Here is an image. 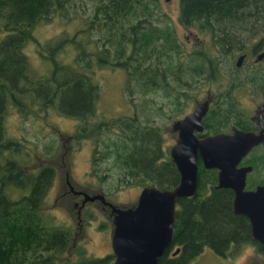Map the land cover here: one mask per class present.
Segmentation results:
<instances>
[{
  "label": "trees",
  "instance_id": "obj_1",
  "mask_svg": "<svg viewBox=\"0 0 264 264\" xmlns=\"http://www.w3.org/2000/svg\"><path fill=\"white\" fill-rule=\"evenodd\" d=\"M72 1L0 0V264H114L115 260L113 252L93 256L81 247L77 248L78 258L64 256L73 245L72 228L57 222L46 210L55 167L25 168L31 164L27 161L31 153L22 154L24 142L10 136L6 129L11 106L24 116L37 112L35 106L42 109L53 105L83 118L95 115L101 87L86 70L95 59L126 70L125 90L132 99L135 92L163 90L166 95H175L177 112L184 111L195 79L206 73L212 80L221 61L232 63L239 50L251 48V53H256L264 47V0H180L182 23L194 25L204 34L203 46L193 50L185 48L174 26L160 25L159 17L154 16L159 0H93L95 20L79 31H92L95 21L103 22L99 38L104 49L96 52L87 50L88 41L79 39V34L71 39L60 35L45 44L37 40V26L59 14L72 17L68 12ZM33 39L38 51L51 62L48 77L32 72L25 49ZM65 42H73L80 49L73 63L61 62L56 56ZM86 54L89 58L85 65ZM235 70L231 78L240 76L254 90L258 86L264 90L263 68L243 74L236 66ZM258 73L262 74L260 79ZM237 88V84H231L216 94L204 118L202 134L229 132L234 126L259 129L258 121L240 106ZM147 118L154 123L152 117ZM141 122L138 111L135 116L119 115L98 123L91 132L97 137L94 152L101 155L95 158L114 157L113 165L121 170L119 179L127 184L174 188L181 175L170 149L143 137L152 124ZM157 127L163 137L161 125ZM198 164L196 194L180 197L177 203L171 247L181 250L173 257L165 253L158 264H189L206 246L225 255L235 246L253 242L264 253V243L252 238L250 219L233 212L234 190L218 187L219 170L205 167L200 156ZM241 164L253 166L248 188L263 183L264 142L256 145Z\"/></svg>",
  "mask_w": 264,
  "mask_h": 264
},
{
  "label": "rangeland",
  "instance_id": "obj_2",
  "mask_svg": "<svg viewBox=\"0 0 264 264\" xmlns=\"http://www.w3.org/2000/svg\"><path fill=\"white\" fill-rule=\"evenodd\" d=\"M68 12L72 17L59 14L49 22L37 26L34 30L36 39L45 44L60 35L62 38L66 36V38L71 39L79 34V39L86 41V43L88 41V51L96 52L104 49L103 42L99 38L102 35L100 26H103L101 20L94 22L96 26L92 31H85L83 34H80L82 32L79 31L83 27L89 28L87 24L95 20L93 0H73ZM155 12L154 16L159 17L160 25L170 24L176 28L178 38L185 48L193 50L203 46L201 42H205L204 34L199 28L194 25L185 26L180 20V0H159ZM260 35L251 40L250 46ZM36 39L30 40L25 49L31 69L34 75L48 77L52 65L38 51ZM56 44L54 43V45ZM209 46L206 44L207 48ZM263 49L264 47L260 50ZM79 50L75 43L65 42L56 56L61 62L73 63L77 59ZM243 52H248L249 55L245 59L244 68L239 71V74L252 71L259 65H263L260 63L255 65V57L258 52L251 53V48L247 51L239 50L232 63H224V60L220 62L217 76H214V79H203L202 82L194 80L200 83L194 82L195 86L189 89L192 96L191 98L186 97L184 111L177 112L175 95H166L163 90L149 91L147 94L135 92V98L132 99V95L125 90L126 70L118 66L100 64L95 59L86 68L101 87L95 115L83 118L65 113L53 105L42 109L35 106L37 112L28 113L24 116L14 106L9 108L6 115L7 132L10 136L24 142L25 149L22 154L27 153V151L31 153V157L27 160L31 164L25 168L38 169L47 164L55 167L56 177L46 197V210L55 215L57 222L72 228L73 245L64 254L65 257L78 258L77 248L80 247L84 248L87 255L104 256L112 253L111 241L114 228L108 210L101 207L97 201L87 203L82 211V218L79 220L73 199L80 200V196H72V193L65 192L68 165L71 167L72 181L77 187L86 189L90 193L105 190L108 199L116 204L129 205L136 202L143 188L142 185L127 184L124 180L119 179L121 170L113 165L114 157L101 160L95 158L101 155L97 151L94 152L97 137L91 135V132L94 131L93 128L101 121L134 113V108L137 107L139 101L145 99L150 103V107L158 111L150 117L156 118L165 131L166 144H173L174 136L168 132L169 130H164V127L171 125L173 116L183 115L193 110L198 101L206 98L204 97L206 92L211 91L216 95L227 89L233 82L231 81V72L236 75L235 63ZM84 57L86 59L84 64L86 65L89 56L86 54ZM256 75L259 79L262 76L261 73ZM237 80L244 82L235 90L240 106L249 115H257L260 105L264 103L260 86H258V90H254V86L248 83L247 79ZM86 124L88 128H85ZM102 176L105 178L102 179ZM189 264H264V254L251 242L238 246L230 257H225L206 246Z\"/></svg>",
  "mask_w": 264,
  "mask_h": 264
},
{
  "label": "water",
  "instance_id": "obj_3",
  "mask_svg": "<svg viewBox=\"0 0 264 264\" xmlns=\"http://www.w3.org/2000/svg\"><path fill=\"white\" fill-rule=\"evenodd\" d=\"M242 53L237 64L241 65ZM264 58V50L255 61ZM209 98L200 100L193 110L176 119L173 129L178 132L176 142L170 147L171 156L180 172V182L174 188L146 185L136 202L117 205L103 192L84 194L85 202L100 199L111 207L114 214L112 248L114 264H158L173 243L174 221L180 197L193 196L198 189V158L205 167L217 168L218 187L234 190L233 212L247 216L252 225V238L264 243V182L254 188L247 187L252 165L241 164L256 146L264 142V106L258 112L259 130L234 127L232 131L202 134L203 119L210 109ZM181 248L177 247L174 254Z\"/></svg>",
  "mask_w": 264,
  "mask_h": 264
},
{
  "label": "flooded vegetation",
  "instance_id": "obj_4",
  "mask_svg": "<svg viewBox=\"0 0 264 264\" xmlns=\"http://www.w3.org/2000/svg\"><path fill=\"white\" fill-rule=\"evenodd\" d=\"M264 50V49H263ZM263 50H260L259 52H262ZM258 52V53H259ZM244 54H245V58L243 59V62L241 63V65H239V64H237V62H238V59H237V61H236V63H235V66L238 68V70L239 71H242L243 70V68H244V63H245V59L247 58V56L249 55L248 54V52H243ZM258 53H256V54H258ZM242 54V53H241ZM240 54V55H241ZM239 55V56H240ZM239 58V57H238ZM264 58H262L261 60H259V61H255V65H257L258 63H260V64H263V65H259L257 68H259V69H264ZM263 62V63H262ZM254 69H256V68H254ZM203 79H207V77H206V73H203L201 76H199L198 78H197V80H199L200 82H202L203 81ZM237 79H240V77H235V78H231V81H233L232 82V85H238V87H240L241 85H239L240 83H241V80H237ZM200 82H197V83H200ZM141 94H143V93H141ZM147 94V93H146ZM262 96L264 97V90H262ZM204 97H206V98H209L210 100H211V103H210V106H211V104L213 103V101H214V99H215V97H216V95L215 94H213L211 91H208V92H206V94H205V96ZM206 98H204V99H206ZM197 101H198V98L196 99ZM264 106V103L263 104H261L260 105V107H259V112L261 111V106ZM139 111V113H140V116H141V121L142 122H144L145 120L146 121H148L147 123L149 124L150 123V121H149V119L147 118V116H151V115H153L155 112H158L156 109H154V108H152V107H150V103L149 102H147L145 99H141L140 101H139V103L137 104V107L136 108H134V113H132V114H127V115H131V116H135L136 114H137V112ZM208 113V112H207ZM186 114V113H185ZM185 114H183V115H179V116H173V119H172V122H171V125L169 124V125H167L166 127H164V130H169L168 132H170L173 136H174V143L176 142V139H177V137H178V132L177 131H175L174 129H173V123H174V121L176 120V119H178V118H180V117H182V116H184ZM259 114V113H258ZM257 114V115H258ZM263 114H264V110H263ZM257 115H254V114H252L251 115V117L253 118V119H255L256 121H258L257 120ZM206 116V115H205ZM139 117V116H138ZM205 118V117H204ZM154 119V123H150V124H152V128H150V127H148L147 129H146V131L148 132V134H145L144 132H143V137H146V138H148V137H151L152 139H153V141L155 142V143H162L165 147H168L169 149H170V147L174 144H171V145H169V144H166V136H165V131H163V129L161 130L162 131V133H163V137L161 136V134H160V130H159V128L157 127V126H159L160 124H159V122L156 120V118H153ZM141 122V123H142ZM203 123H204V119H203ZM259 123V122H258ZM142 124H144V123H142ZM205 125V124H204ZM234 127H236V126H234ZM233 127V128H234ZM239 128V127H238ZM205 129V128H204ZM259 129H260V125H259ZM259 129H255V130H259ZM233 130V129H232ZM231 130V131H232ZM254 130V129H253ZM155 131V132H154ZM211 134V133H210ZM144 135H146V136H144ZM160 138L162 139V141L160 142ZM67 168H68V170H67V176H66V180H67V188H65V192H70V193H72V196L73 195H79L80 196V200H77V199H73V203H74V206L76 207V209H77V216H78V218H79V220H81V218H82V211H83V209H84V207L87 205V203H89V202H95V201H97V202H99L100 204H101V207H103L105 210H108V212H109V215H110V217L112 218V221H113V224H114V214L112 213V210H111V207L108 205V204H105L103 201H101L100 199H96V200H93V201H91V200H89V201H87V202H85V204H84V206H83V208H82V210H81V215L79 214V212H78V209H79V206L82 204V202H83V199H84V194L81 192V193H79V191H87L86 189H81V188H79V187H77L76 185H75V182H73L72 181V178H71V176H70V169H71V167H70V165H68L67 166ZM63 193H64V191H63ZM66 193V194H67ZM90 193V192H89ZM98 193V192H97ZM103 193L105 194V196H106V198L108 199V197H107V193L105 192V191H103ZM90 194H95V193H90ZM71 200V199H70ZM108 200H110V199H108ZM111 201V200H110ZM113 202V201H112ZM117 205H120V204H117ZM251 243H253V242H251ZM111 244H112V242H111ZM254 244V246H256L257 247V245L255 244V243H253ZM237 249V247L235 246V247H233L227 254H225L224 256L225 257H230V256H232L233 255V252L235 251ZM257 249H259L258 247H257ZM114 253V252H113ZM165 253H167L168 254V256L169 257H173L175 254H174V249L170 246L169 248H167V250H166V252ZM164 253V254H165ZM262 253V252H261ZM164 254H163V256H164ZM264 254V253H263ZM162 256V257H163Z\"/></svg>",
  "mask_w": 264,
  "mask_h": 264
}]
</instances>
